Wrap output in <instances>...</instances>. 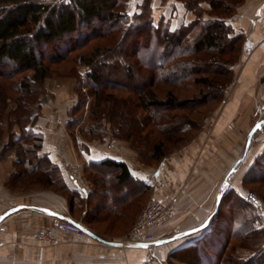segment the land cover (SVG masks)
<instances>
[{"label": "trees", "instance_id": "16d2710c", "mask_svg": "<svg viewBox=\"0 0 264 264\" xmlns=\"http://www.w3.org/2000/svg\"><path fill=\"white\" fill-rule=\"evenodd\" d=\"M130 1L0 0V138L7 130L11 147L35 159L42 140L33 129L35 111L54 68L76 74L78 89L86 86L94 96L93 109L85 117L90 135L102 139L107 134L100 119L109 103L108 118L118 129L116 136L134 143L143 139L148 151L141 150V156L147 165L158 164L198 133L208 113L195 118L184 112L170 115L168 110L193 111L208 104L215 108L223 101L245 39L227 18L244 0H182L195 17L177 28L165 17L154 21L152 0H141L132 12ZM86 100L81 93L71 111ZM15 126L22 135L13 138ZM153 132L161 136L155 139ZM47 162L46 157L38 159L37 168ZM102 162L119 170L118 183L130 180L125 162ZM48 172L41 173L53 181ZM86 178L94 187L89 194L70 189L64 179L60 188L72 200L74 219L83 218L91 227L89 203L98 186L87 174ZM241 183V190L225 185L207 230L195 243L172 251L169 264H264V214L242 195L243 188L252 190L259 203L264 202V149ZM151 189L142 181L140 204ZM94 227L104 238L118 235Z\"/></svg>", "mask_w": 264, "mask_h": 264}, {"label": "crops", "instance_id": "0c3cea01", "mask_svg": "<svg viewBox=\"0 0 264 264\" xmlns=\"http://www.w3.org/2000/svg\"><path fill=\"white\" fill-rule=\"evenodd\" d=\"M201 5L210 8L207 1ZM152 7L154 21L165 17L173 28L195 17L182 0H152ZM227 22L245 35L234 85H230L233 91H227L232 94L220 113L207 116L190 141L156 165L142 163L132 152L109 143L108 138L88 139L75 127L71 129L73 116L64 114L76 103V93L57 88L52 81L47 83L48 91L35 111L38 116L33 129L42 136L35 159L11 147L10 134L0 138V264H169L172 251L195 243L204 234L225 185L241 190L243 172L264 149L261 141L246 150L249 132L256 124L253 116H264L260 115L264 105V0H244ZM14 130L13 138L22 135L17 126ZM43 157L48 158V165L38 169L37 161ZM106 158L125 162L130 180L118 183L115 175L119 170L106 166L102 162ZM73 163L86 169L98 186L89 203L93 224L89 227L84 223L90 232H66L57 242L37 243L32 236L35 230L50 226L61 215L74 219L72 200L60 188L64 179L70 189H79L69 173ZM238 164L245 168L240 174ZM40 171H50L53 181ZM149 171L164 178L163 189L154 190L146 180ZM142 181L152 186L148 198L153 193L162 200L176 197L177 213L169 223L153 228L165 234L160 240L145 245L112 244L109 241H117L137 216ZM197 203L203 205L196 211L200 223L188 216ZM261 211L264 213V208ZM101 221L112 226L101 231L118 235L100 236L94 225Z\"/></svg>", "mask_w": 264, "mask_h": 264}, {"label": "rangeland", "instance_id": "374dc122", "mask_svg": "<svg viewBox=\"0 0 264 264\" xmlns=\"http://www.w3.org/2000/svg\"><path fill=\"white\" fill-rule=\"evenodd\" d=\"M50 1H53V0H50ZM140 2H141V0H131V2L129 3V10H130V12L134 11L136 9L137 4H139ZM241 49H242V47H241ZM240 54H241V52H240ZM239 61H240V55H239V58H238L237 63ZM235 77H236V75L234 76V79H233V81L230 84V85H232V87L234 85ZM49 81H52L53 84H55V86L57 88H61V89H63V88L66 89L67 88V89H70L71 91L75 92L76 93L77 100H78V98L80 99L81 93H84V96L86 95L87 100L79 108V110H77V111H71V109H72V107H71L69 110H67L65 112L64 116H73V119L71 120V127L70 128L71 129H74V127H75L77 129V131H78V134H81V135L87 137L88 139H99L100 140V138H98V137L91 136L90 133L88 132V130H86L87 129V123L85 121V117H87L91 113V111L93 109V106L92 105H93V102H94L95 98H94L93 95L90 94V92H89V90L87 89L86 86L85 87L82 86L81 89H78V78H77L76 74H69V72L63 71L62 68L59 69V70H55V68H54L53 69V72L50 74V76H48L46 78V81H45L46 87H47V83ZM230 85L226 89V93H225V97H224L223 101H221L220 103H218L215 106V108L212 107L213 105H209L208 104L206 106H202L201 109H199V110H193V111H190V110H185V111H181V110L180 111L179 110H177V111H175V110H168V112H169L168 114L171 115V114L177 113V112H184L186 114L190 113V116H192V117L201 118L206 113H208L207 116H212V115H215V113H220L222 111V109H223V106L226 104L228 97L231 96V94H232V92L231 93H229V92L227 93V91H230V90L233 91L231 89L232 87H230ZM47 91H48V87H47ZM47 91L45 93H47ZM122 93H125L126 94V91H124ZM161 95H163V92H161ZM105 106H107V107L105 108L104 113L102 114L103 116H102V118L100 120L102 121L103 126L106 129L107 134L101 140H105V139L108 138L109 143H112L115 147H118V148H122V149L125 148V150L130 151V153L132 152L134 155H136L135 158L138 159V160H140L142 162L143 160H142V156H141V150L142 151H148L147 150L148 148L146 147V144L144 143L143 139L140 140L141 142L140 141H136L134 143L133 139H131V138L130 139L129 138L126 139L125 136H121V137L116 136V132L115 131H117L118 129L117 128H114L113 129V125L109 121V118H110L108 116V113L110 112V111H108L109 103H106ZM39 108H40V106H39ZM39 108H38V110H39ZM138 110H139V113L140 114H142V113L144 114V110L143 109H137L136 108V113H137ZM260 111H261V114L260 115H262L264 113V105L262 106V108H261ZM80 118H81V120H79L77 122V124H73V121H75L76 119H80ZM258 121H261V126L257 128L256 134L255 135L253 134V137H252L253 138V142H252L253 145H255L256 143L259 144L261 141H264V116H253L252 122L253 123L254 122L256 123ZM103 126H100V129ZM4 127H5V123H4ZM88 129H89V127H88ZM4 133H8V131L6 130ZM73 135H75V132L73 133ZM152 136L156 139V137H159L161 135H160L159 132H153ZM139 142L141 143V145L139 144V147H137L138 149H136L134 147V145L135 144H138ZM172 145H170L169 147L170 148H173L174 145L173 146ZM182 145H184V144H182ZM182 145H180V146H182ZM255 157H254V159H255ZM246 162L247 163L250 162V157L247 159ZM154 165H156V164H154ZM240 165L241 164H238V166L240 168V170H238V174L242 173V171H245L244 170L245 168H243V166H240ZM78 167L80 168V171L82 173V176L85 178V180L88 182V184L90 185V187L93 190L94 187L89 182V180L86 178L85 170L83 168H81L79 166V164H78ZM243 173H245V172H243ZM243 191L248 192V191H252V190H245L243 188ZM253 192H255V191H253ZM148 199L149 198L146 196L145 199L143 200V202L140 204V208H136L135 214H137V216L135 217L134 222L127 228V230L123 234H121L120 237H122L123 235H125L130 230V228L134 225V223L137 221V219H138V217H139V215H140V213H141V211H142L143 207L145 206V204H146V202H147ZM258 207L260 208V210H262L264 208V202L262 201V204L259 203L258 204ZM84 208H85V205H84ZM79 215L82 217L83 216L82 212H80ZM94 226H96L100 230H105V231L110 230V228L112 227L111 224L109 223V221L108 222L107 221H101L99 223H96ZM244 252L245 251H240L241 254H243Z\"/></svg>", "mask_w": 264, "mask_h": 264}, {"label": "built area", "instance_id": "2783aa9c", "mask_svg": "<svg viewBox=\"0 0 264 264\" xmlns=\"http://www.w3.org/2000/svg\"><path fill=\"white\" fill-rule=\"evenodd\" d=\"M69 173L74 178L77 187L84 194H89L92 191V188L82 176L77 163H73L69 166ZM145 177L153 186L154 190H160L165 187V180L158 173L149 171L146 172ZM2 190L3 185L0 181V194ZM242 195L245 201L255 205L259 204V197L255 192L248 191L244 192ZM202 207L203 205L201 203H197L195 208L188 212V216L192 217L197 223H200L202 219L197 215L196 211L200 210ZM177 210L178 203L176 197L162 200L153 193L147 200L137 221L130 230L117 241L121 243V246H128L136 244L145 245L160 240L165 234L156 233L153 231V228L169 223L176 215ZM82 225H84L82 220L70 221L64 218H56L50 226L32 232V236L37 243L57 242L61 234L66 232H74L77 234L86 233V229H84Z\"/></svg>", "mask_w": 264, "mask_h": 264}, {"label": "water", "instance_id": "95a60500", "mask_svg": "<svg viewBox=\"0 0 264 264\" xmlns=\"http://www.w3.org/2000/svg\"><path fill=\"white\" fill-rule=\"evenodd\" d=\"M261 126V121H258V122H256V124L253 126V128L250 130V132H249V137H248V140H247V143H246V150L249 148V146H250V144H251V141H252V137H253V134H254V132L256 131V129L258 128V127H260ZM234 170V167L231 169V171L229 172V174H228V176L230 175V173L232 172ZM227 176V177H228ZM219 200H220V194L218 195V197H217V201H216V206H215V209H214V213L216 212V209H217V205H218V203H219ZM61 218H64V219H67V220H70V221H75V219H73L72 217H70V216H64V215H61L60 216ZM208 223V221L204 224V225H206ZM82 227L84 228V229H86V232H90L84 225H82ZM110 243H112V244H116V245H121V243L120 242H118V241H109ZM136 245H143V244H136Z\"/></svg>", "mask_w": 264, "mask_h": 264}]
</instances>
